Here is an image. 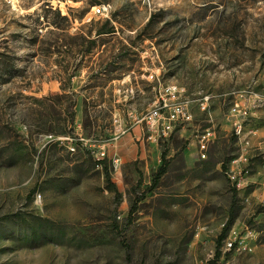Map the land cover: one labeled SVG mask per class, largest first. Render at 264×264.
<instances>
[{"label": "rangeland", "instance_id": "rangeland-1", "mask_svg": "<svg viewBox=\"0 0 264 264\" xmlns=\"http://www.w3.org/2000/svg\"><path fill=\"white\" fill-rule=\"evenodd\" d=\"M166 84L192 120L114 139ZM0 264H264V0H0Z\"/></svg>", "mask_w": 264, "mask_h": 264}, {"label": "built area", "instance_id": "built-area-1", "mask_svg": "<svg viewBox=\"0 0 264 264\" xmlns=\"http://www.w3.org/2000/svg\"><path fill=\"white\" fill-rule=\"evenodd\" d=\"M110 6L108 4H101L93 8V13L98 16L107 17ZM152 77V74L149 75ZM208 96H201L195 98L197 107L201 112L207 113L210 116L208 106ZM258 102L248 98L235 99L229 107L228 119L231 122L233 134L236 140L241 141L245 134V122L251 117L252 107ZM127 123L119 115L113 116V138H117L121 134L128 131L133 126H139L143 131V136L147 141L156 142L160 137H167L176 125L185 124L192 120V111L190 108V101L184 95V89L175 84L160 85L158 87L155 99L152 104L144 110L138 111L136 109L128 110L126 112ZM212 133L209 129L205 130L198 136L197 145L199 147L201 157H204V151L207 142L210 140ZM60 141L70 140L68 137H57ZM70 151L74 150L71 144H68ZM105 154L101 147L95 152L96 158H101ZM229 178L232 181L236 180V175L231 174ZM239 185V182H236ZM245 249L241 241L227 240L225 242V249L230 250Z\"/></svg>", "mask_w": 264, "mask_h": 264}, {"label": "trees", "instance_id": "trees-1", "mask_svg": "<svg viewBox=\"0 0 264 264\" xmlns=\"http://www.w3.org/2000/svg\"><path fill=\"white\" fill-rule=\"evenodd\" d=\"M112 31L113 30H108V31H105V32H98V34L111 33ZM162 158H163V156H162ZM165 171H166V163L162 162L161 165L158 167V169L153 174L152 184H151L152 187H154L158 183L159 179L165 173Z\"/></svg>", "mask_w": 264, "mask_h": 264}, {"label": "crops", "instance_id": "crops-1", "mask_svg": "<svg viewBox=\"0 0 264 264\" xmlns=\"http://www.w3.org/2000/svg\"><path fill=\"white\" fill-rule=\"evenodd\" d=\"M179 87H180V86H179ZM129 90H130V91H132V89H131V88H130ZM185 97H186V96H185ZM154 99H155V96H154ZM154 99L152 100V102L154 101ZM152 102L150 103V105L152 104ZM150 105H149V106H150ZM149 106H148V107H149ZM190 108H191V107H190ZM209 112H210V111H209ZM254 114H255V111H254V112H252V114H251V115H254ZM135 127H139V126H135Z\"/></svg>", "mask_w": 264, "mask_h": 264}]
</instances>
